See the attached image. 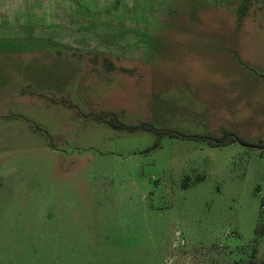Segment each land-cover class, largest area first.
<instances>
[{"label": "rangeland", "instance_id": "obj_1", "mask_svg": "<svg viewBox=\"0 0 264 264\" xmlns=\"http://www.w3.org/2000/svg\"><path fill=\"white\" fill-rule=\"evenodd\" d=\"M111 1L4 0L0 264H264V0Z\"/></svg>", "mask_w": 264, "mask_h": 264}, {"label": "trees", "instance_id": "obj_2", "mask_svg": "<svg viewBox=\"0 0 264 264\" xmlns=\"http://www.w3.org/2000/svg\"><path fill=\"white\" fill-rule=\"evenodd\" d=\"M246 1L247 0H245V2ZM245 7H246V4L244 3V6L241 8V15L244 14ZM109 66H111V64H109ZM98 120L106 122L108 125H110L111 127L115 128V129H126L128 131L145 130V131L153 132L155 134H168L171 136L181 135V134H177L176 132H174L172 130L156 129L152 125L147 124V123L123 125L121 122H119L117 119H115V117L100 116L98 118ZM185 137L202 138L199 136H185ZM207 141H208V144L211 146H222V145L230 144V143L235 142V141L242 143L243 145H248L241 138L237 137L236 135H234L232 133H225L222 137H218V138L217 137H208ZM255 145L259 149L264 150V144L257 143ZM261 206L264 207V201L261 203ZM257 233L259 234V231Z\"/></svg>", "mask_w": 264, "mask_h": 264}, {"label": "crops", "instance_id": "obj_3", "mask_svg": "<svg viewBox=\"0 0 264 264\" xmlns=\"http://www.w3.org/2000/svg\"><path fill=\"white\" fill-rule=\"evenodd\" d=\"M77 0H50V2H52L53 4H56V5H62V10L63 11H73V12H76L75 10H77V8L75 7L76 6V4H77V2H76ZM3 3H4V0H2V2L0 3L1 5H0V28H2V27H6V28H9V27H11L12 25H14L13 24V22H12V20L10 19V20H8V19H4L3 17V14H2V12H3V7H4V5H3ZM111 4L113 5L114 4V0H112L111 1ZM107 9V8H106ZM61 10V9H60ZM104 10H105V8H104ZM62 22V21H61ZM15 25H16V27H20V26H26L27 24H29V22H27V23H22V24H19V22H18V20H17V18H16V20H15ZM29 26V25H28ZM27 26V27H28ZM67 25L65 24V26L64 27H66Z\"/></svg>", "mask_w": 264, "mask_h": 264}]
</instances>
